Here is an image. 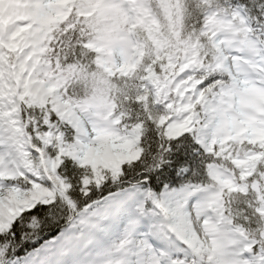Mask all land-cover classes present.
Instances as JSON below:
<instances>
[{"label":"snow or ice","instance_id":"obj_1","mask_svg":"<svg viewBox=\"0 0 264 264\" xmlns=\"http://www.w3.org/2000/svg\"><path fill=\"white\" fill-rule=\"evenodd\" d=\"M0 264H264V0H0Z\"/></svg>","mask_w":264,"mask_h":264}]
</instances>
